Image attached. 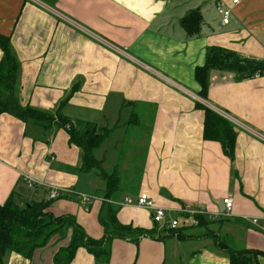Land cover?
I'll list each match as a JSON object with an SVG mask.
<instances>
[{
  "label": "crops",
  "instance_id": "0c3cea01",
  "mask_svg": "<svg viewBox=\"0 0 264 264\" xmlns=\"http://www.w3.org/2000/svg\"><path fill=\"white\" fill-rule=\"evenodd\" d=\"M219 1L231 8L227 24ZM195 11L198 30L190 33L184 19ZM0 35L10 37L21 62L23 106L111 130L94 151L108 173L120 176L111 198L146 192L169 217L191 206L205 210L206 223L199 225L204 231L194 226L178 235L134 204H88L67 193L49 200L52 185L105 196L106 181L96 170L79 171L84 153L68 129L6 112L0 114V204L11 197L20 206L50 202V213L74 216L95 240L114 230L112 211L123 225L153 231L113 237L107 264H231L222 243L264 264V232L249 220L264 217V74L240 78L212 68L206 98L196 79L212 47L264 61V0H0ZM75 84L79 89L66 98ZM199 104L233 123L232 156L204 137ZM226 196L234 198L229 217L222 215ZM68 234L52 237L31 258L8 249L3 264H56ZM96 262L79 247L70 264Z\"/></svg>",
  "mask_w": 264,
  "mask_h": 264
},
{
  "label": "trees",
  "instance_id": "16d2710c",
  "mask_svg": "<svg viewBox=\"0 0 264 264\" xmlns=\"http://www.w3.org/2000/svg\"><path fill=\"white\" fill-rule=\"evenodd\" d=\"M199 14L197 11L190 13L184 23L190 33L198 30ZM0 47L3 50V57L0 62V114L10 113L20 119L34 118L43 125L50 127L53 122L65 127L70 133V142L79 146L84 153L83 162L79 171H97V175L106 181L105 197L110 198L120 190V176L118 173H108L103 168V161L98 159L94 151L99 148L106 137L110 134L109 129H98L95 124L79 123L76 125L69 118L58 111L39 109L30 105L23 106L20 101L21 89V62L14 51L9 36L0 35ZM212 68L229 70L235 72L238 77H253L256 74H264V61L242 55L233 50L221 47H212L206 55V63L197 67L196 79L201 85L200 96L207 97L209 82L208 72ZM79 85L75 84L70 97ZM203 107L201 104H199ZM205 109V131L204 137L207 140L221 142L226 153L233 155L236 145V131L232 122L215 112ZM49 200H53L50 199ZM106 203V202H105ZM50 202H37L26 206L18 205L11 197L4 204H0V264L8 249L27 257H33L36 249L48 245L52 237L59 236V239L66 238L71 231L69 243L62 246L54 255L56 264H70L79 247H86L96 258V264H107L110 259V240L115 236L127 237L130 234L151 235L153 231L138 230L131 225L121 224L112 211V223L114 230L106 233L101 240H95L87 236L85 230L72 215L55 216L47 209ZM204 217L201 224H205ZM172 234L180 235V229L170 230ZM135 239L138 240L140 237ZM230 255L231 264H256L255 260L247 251H235L222 243ZM256 253V251H254Z\"/></svg>",
  "mask_w": 264,
  "mask_h": 264
},
{
  "label": "built area",
  "instance_id": "2783aa9c",
  "mask_svg": "<svg viewBox=\"0 0 264 264\" xmlns=\"http://www.w3.org/2000/svg\"><path fill=\"white\" fill-rule=\"evenodd\" d=\"M234 3H238L239 0H233ZM217 9L222 16V23L227 24L231 16V8H229L223 1H219L217 4ZM111 46L112 44L109 43ZM115 47L114 45H112ZM256 74L255 76H259ZM25 181L34 186L38 184V181L28 174H22ZM64 193L78 195L84 203H92L93 201L100 200L107 202L109 204H114L117 206H125L134 204L140 207H144L152 211V219L160 227L168 230H177L184 228H191L198 226L201 222V218L206 214L203 209H196L191 206H185L181 208L180 217H169L167 215V210L165 207L159 206L156 201L146 192H141L135 199L131 196L126 195L122 199L107 198L105 196H100L98 194H90L82 191H78L73 188H65L60 186L52 185L49 191L50 199H57L62 196ZM225 205V211L222 214L224 217H229L233 214L234 208V198L231 196H226L223 199ZM250 222L256 226L260 231L264 232V217H251L249 218Z\"/></svg>",
  "mask_w": 264,
  "mask_h": 264
},
{
  "label": "rangeland",
  "instance_id": "374dc122",
  "mask_svg": "<svg viewBox=\"0 0 264 264\" xmlns=\"http://www.w3.org/2000/svg\"><path fill=\"white\" fill-rule=\"evenodd\" d=\"M125 145H126V144L124 143V144H123V148L125 147ZM134 151H137V150H134V149L131 150L132 153H133ZM124 153H125V154H124V158H125L126 154L129 153V146H127L126 148H124ZM124 158L121 160V163H123ZM131 160H132V159H131ZM121 163H120V164H121ZM160 228H161V227H160ZM156 229H159V228H156ZM195 230H197V231H204L205 229H204V227H201V226L198 225V226H195Z\"/></svg>",
  "mask_w": 264,
  "mask_h": 264
}]
</instances>
